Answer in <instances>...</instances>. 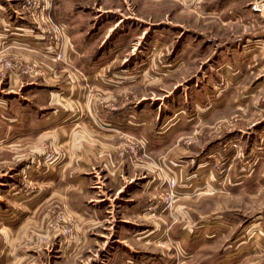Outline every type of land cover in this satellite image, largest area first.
Wrapping results in <instances>:
<instances>
[{"label":"rangeland","instance_id":"rangeland-1","mask_svg":"<svg viewBox=\"0 0 264 264\" xmlns=\"http://www.w3.org/2000/svg\"><path fill=\"white\" fill-rule=\"evenodd\" d=\"M8 2L0 0V20ZM71 2L98 41L96 54L109 47L101 44L109 28L122 38L118 69L132 71L123 75L134 76L139 92H152L128 86L124 98L149 108L155 133L177 106L191 122L156 144L155 152L169 156L155 154L148 216L136 221L103 199L94 200L98 213L89 221L62 200L45 201L53 191L43 176L57 158L50 143L36 157L0 145V264H264V171L256 169L264 144L248 137L263 102L264 0ZM11 56L0 48V60ZM73 70L77 82L84 80ZM211 100L217 105L207 109ZM141 139L121 142L118 155H133L130 144ZM145 147L137 152L144 155ZM141 230L148 232L136 236Z\"/></svg>","mask_w":264,"mask_h":264},{"label":"crops","instance_id":"crops-1","mask_svg":"<svg viewBox=\"0 0 264 264\" xmlns=\"http://www.w3.org/2000/svg\"><path fill=\"white\" fill-rule=\"evenodd\" d=\"M8 3L7 16L0 20V48L7 54L25 55L27 57L23 58L42 62L49 71L43 79L11 73L0 82V145L8 147V152L16 149L36 157L44 153L43 145L50 143L57 158L43 176L53 191L49 198L45 196V201L62 200L71 212L75 211L79 218L88 221L98 213L92 205L94 200L100 199L117 205V211L123 207L130 220L136 221L137 216L146 219L148 212L145 210L148 209L145 207L154 185V156L160 155L161 160L169 156L165 157L163 150L155 152L154 149L159 140L161 144L166 143L171 134L191 122L185 120V109L177 106L171 110L169 120H164L155 133L149 108L136 107L137 102L124 98L129 92L126 91L128 86L138 93L152 92L147 87H138L139 92L134 76H130L132 71L118 69V45L122 38L114 37L115 29L105 32L101 44H109V47L96 54L94 47L98 41L90 37L82 12L76 11L78 9L70 0H52L49 13L55 21L66 25L62 45L66 60L55 63L39 47L41 42L29 30L26 19L20 17L23 0H9ZM73 69L82 73L84 80L77 82ZM262 78L257 90L263 98L257 107V130L249 132L248 137L253 136V140H261L264 144V75ZM97 96H102L103 107L97 106ZM141 100L148 101L151 97ZM212 101L207 109L217 105ZM212 120L209 119L210 125ZM141 137L147 145L144 155L141 150L138 159L131 153L124 157L118 155L120 148L125 149L121 142ZM163 162H160L162 172L167 167ZM257 166V173L264 171L259 168L264 167L263 162H258ZM13 192L14 188L8 195ZM147 232L138 231L136 236L139 233L144 236Z\"/></svg>","mask_w":264,"mask_h":264},{"label":"built area","instance_id":"built-area-1","mask_svg":"<svg viewBox=\"0 0 264 264\" xmlns=\"http://www.w3.org/2000/svg\"><path fill=\"white\" fill-rule=\"evenodd\" d=\"M51 0H24L22 5V16L29 23V30L40 40V48L45 55L51 57L52 62H65L66 56L63 52L62 45L65 39L66 25L59 21H54L49 13V4ZM12 58L0 60V74L7 72L17 73L18 76L25 75L32 78H44L48 75V69L42 63L33 59L23 58L18 54H12ZM145 147L146 144L139 140L136 143L130 144V150L134 157L138 159L139 155L137 147ZM172 184V195L175 194L178 185L175 180L170 182ZM174 198H172V201ZM170 203H168L169 205ZM172 204H170L171 206ZM60 219V221H62ZM69 222V219H67ZM66 234L72 233V227L63 228Z\"/></svg>","mask_w":264,"mask_h":264}]
</instances>
